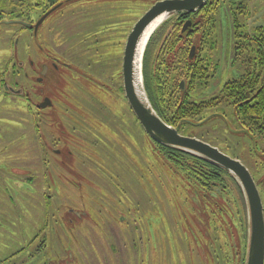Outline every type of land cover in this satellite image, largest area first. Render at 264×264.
Listing matches in <instances>:
<instances>
[{
    "label": "rangeland",
    "instance_id": "rangeland-1",
    "mask_svg": "<svg viewBox=\"0 0 264 264\" xmlns=\"http://www.w3.org/2000/svg\"><path fill=\"white\" fill-rule=\"evenodd\" d=\"M156 1L0 0V264H244L247 217L232 181L214 186L207 166L161 148L125 97L124 43ZM56 4L39 39L59 69L38 83L30 60L46 57L16 20L34 23ZM194 18L193 63L205 73L190 90L185 74L169 77V117L184 98L209 101L241 78L264 0H210ZM193 37L175 48L187 54ZM160 49L169 73L180 67ZM43 95L52 104L38 109ZM211 114L179 132L239 159L264 206V129L244 123L233 99L191 119Z\"/></svg>",
    "mask_w": 264,
    "mask_h": 264
},
{
    "label": "trees",
    "instance_id": "trees-1",
    "mask_svg": "<svg viewBox=\"0 0 264 264\" xmlns=\"http://www.w3.org/2000/svg\"><path fill=\"white\" fill-rule=\"evenodd\" d=\"M209 1L210 0H206L205 5L194 13L186 14L180 18L171 15L161 22L149 37L142 60L143 82L147 96L157 114L165 122L176 127L178 131L180 126L184 123H201L205 119L211 118L214 114L199 121L191 119L201 114L204 110L214 107L216 101H220L224 98L234 100L236 112L244 123L262 130L264 129V33H260L259 31L255 33L254 46H252V57L250 59L248 57L245 71L240 79L226 82L219 95L209 101L195 103L184 98L175 104L172 117H169L166 112L168 108L166 104L170 102L168 98H165V91L170 79L169 77H175L176 72L185 74L189 79L188 89L190 90L195 89L199 85L198 81L203 78L205 73L206 67L204 65L197 66L196 63H193V58H189L185 50H180L179 47L175 48V44L182 37L188 35L194 36L191 43L196 44L197 35L195 34L198 22L195 20L194 16L205 9V7L209 5ZM183 18L191 20L190 28L188 27L185 31H181V33H176L175 35L168 33V28L176 23L181 24ZM180 29L182 30V28ZM165 35H167V37ZM170 36L172 37L170 38ZM161 45L163 46L162 49H160ZM158 49L167 53L174 51L172 58L176 57V62L177 64L178 61L180 62V67L179 65L176 67L174 66L173 72L169 73L170 71L167 69L169 67L168 61L166 59H160L159 55L157 57L156 52ZM185 54L186 58L183 59L182 57H185ZM179 89L183 90L184 88H181L179 85ZM159 145L169 154L188 157L207 166L210 171L208 178L209 180L211 179L214 186L222 182L221 179H223V177L231 180L238 191L243 204V211L245 210L246 215L245 202L240 186L227 170L191 153L161 144ZM211 182L209 185L212 184Z\"/></svg>",
    "mask_w": 264,
    "mask_h": 264
},
{
    "label": "water",
    "instance_id": "water-1",
    "mask_svg": "<svg viewBox=\"0 0 264 264\" xmlns=\"http://www.w3.org/2000/svg\"><path fill=\"white\" fill-rule=\"evenodd\" d=\"M206 0H157L133 24L129 31L122 56V82L127 102L143 130L157 143L191 153L227 170L238 182L246 208L247 242L244 264H264V206L249 169L237 158L231 157L216 146L194 136L181 134L178 129L165 122L154 110L145 91L142 60L137 71L135 61L137 49L147 27L157 17L175 15L180 18L201 9ZM191 25L187 19L182 27L185 31ZM148 42V41H147ZM146 47V46H145ZM195 53V46L189 52V58ZM139 73L140 82H136ZM183 88V81L180 82Z\"/></svg>",
    "mask_w": 264,
    "mask_h": 264
},
{
    "label": "flooded vegetation",
    "instance_id": "flooded-vegetation-1",
    "mask_svg": "<svg viewBox=\"0 0 264 264\" xmlns=\"http://www.w3.org/2000/svg\"><path fill=\"white\" fill-rule=\"evenodd\" d=\"M58 5H60V3H58ZM56 5H53V8H49L47 11H45L42 15H40V17L33 23V22H26V21H21L22 19H18L17 18V22L20 23L22 26L26 27V28H32V36L34 39V42L36 44V48L37 50H39L43 55H45V61H40L39 60V56H36V60H35V64H34V60H30V64L34 67H38L39 69H37L38 74L36 75V81L38 83L40 82H44L47 77L49 76L48 74H50L51 72H57L59 69V64L57 62V60L59 61V59L52 57L51 54L49 52H44V48L42 47V45L40 44V26L44 23V21L46 20V18L48 16H51L53 14L54 11H56ZM55 7V8H54ZM187 20V18H183L182 22H181V28L183 27L184 22ZM190 28V26H189ZM125 44V43H124ZM192 46H195V51L197 52V47L196 44H190L189 50H187V56L189 57V52ZM195 53L193 55V59H194ZM191 58V59H192ZM86 76L91 80V82L95 81H99L98 76H94V74L92 75L91 72L89 73L88 71L85 72ZM95 83V82H94ZM98 84V83H96ZM11 89V88H10ZM52 104L51 99L47 96V95H43L42 99L36 104L38 109L41 108H46L48 106H50Z\"/></svg>",
    "mask_w": 264,
    "mask_h": 264
},
{
    "label": "bare ground",
    "instance_id": "bare-ground-1",
    "mask_svg": "<svg viewBox=\"0 0 264 264\" xmlns=\"http://www.w3.org/2000/svg\"><path fill=\"white\" fill-rule=\"evenodd\" d=\"M165 18V15H161L159 17H157L153 22H151V24L147 27V29L145 30L143 37L139 43V47L137 49V57H136V61H135V69L138 71L140 68V62H141V56L143 53V50L147 44V41L149 39V37L151 36V34L153 33V31L159 26V24L163 21V19ZM139 73H137V79L136 82L139 84L140 82V77Z\"/></svg>",
    "mask_w": 264,
    "mask_h": 264
}]
</instances>
